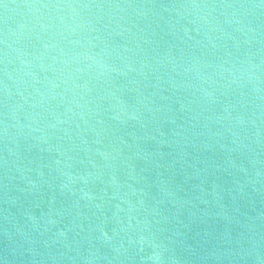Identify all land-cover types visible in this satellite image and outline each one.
I'll use <instances>...</instances> for the list:
<instances>
[{"label":"water","instance_id":"1","mask_svg":"<svg viewBox=\"0 0 264 264\" xmlns=\"http://www.w3.org/2000/svg\"><path fill=\"white\" fill-rule=\"evenodd\" d=\"M193 3L252 32L159 7ZM259 3L0 0V264H264ZM221 63L257 80L206 101L184 67Z\"/></svg>","mask_w":264,"mask_h":264},{"label":"clouds","instance_id":"2","mask_svg":"<svg viewBox=\"0 0 264 264\" xmlns=\"http://www.w3.org/2000/svg\"><path fill=\"white\" fill-rule=\"evenodd\" d=\"M68 8H73L74 6L71 4L65 5ZM35 7V5H29V8ZM40 7L47 8L49 5H40ZM55 7H62V5H55ZM80 8L88 9V8H96V9H116L118 11H125V8L119 4L117 5H103V4H81L78 5ZM128 7H133L129 5ZM163 12H168L170 15L175 12V15L180 17L184 15L189 14V10H191V13L195 15L196 17V23L199 25L201 30H204L205 37L207 38V32L205 31L206 28H210L212 25H219L218 21H216V15H220L225 17V23L228 25H235L234 31L244 33L247 35V33L252 32L251 28H248L247 31H245V26L243 23V20L240 18L239 14L233 10L229 12V9H235V5L231 4H188V5H181L180 9H175L172 7L160 5L159 6ZM239 7L243 8L244 5H240ZM253 8H262L264 9V0H260L259 4L252 5ZM182 9V11H181ZM153 12V6L149 5H141L138 10H136V15L143 16L145 18L148 17L149 13ZM6 43V42H5ZM245 43H251V40L246 39ZM91 58V57H89ZM204 68H211L215 67L216 71H214L211 75H208L204 72L200 71V68H198L195 64H191L189 66L184 67V71L186 73H194L195 79L198 81V87L197 91L201 93V96L204 100L209 101L213 98L214 92H215V85H216V79L214 77H218L222 83L220 87H229L231 85H237L240 86V82L247 78L248 83H253L257 80V77H255L251 72H240L239 75H237L236 72H233L230 68H225L224 64H217V65H211L206 64L203 65ZM108 72H115V68L109 67ZM100 76L105 75L104 72L99 73ZM208 85L209 88H212V91L207 90L204 86ZM253 90L256 93H259L261 91L260 88L255 87ZM5 92L7 94V88H5ZM114 119H119L118 116H114ZM130 118H136L135 116H132ZM237 124H243L244 120L242 118L237 119ZM257 135H259L257 133ZM67 175V174H65ZM67 179L69 183H74V178L70 175H67ZM64 187H68L67 184L64 185ZM159 259V257H157Z\"/></svg>","mask_w":264,"mask_h":264}]
</instances>
